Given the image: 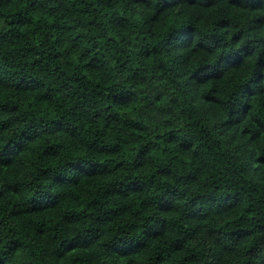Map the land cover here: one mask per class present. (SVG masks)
<instances>
[{
	"label": "trees",
	"instance_id": "trees-1",
	"mask_svg": "<svg viewBox=\"0 0 264 264\" xmlns=\"http://www.w3.org/2000/svg\"><path fill=\"white\" fill-rule=\"evenodd\" d=\"M0 264H264V0H0Z\"/></svg>",
	"mask_w": 264,
	"mask_h": 264
}]
</instances>
